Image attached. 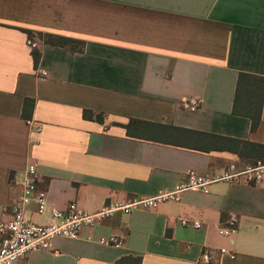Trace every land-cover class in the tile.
Segmentation results:
<instances>
[{
	"label": "crops",
	"instance_id": "obj_1",
	"mask_svg": "<svg viewBox=\"0 0 264 264\" xmlns=\"http://www.w3.org/2000/svg\"><path fill=\"white\" fill-rule=\"evenodd\" d=\"M239 73L264 78V0H0V224L11 219L31 164L47 201L41 215L27 208L37 224L70 204L95 213L171 191L191 171L213 179L250 166L224 140L264 146V99L254 132L232 114ZM26 98L34 100L30 120L21 116ZM188 98L200 100L196 112L182 108ZM229 215L236 233L224 238ZM110 237L121 246L98 243ZM221 248L235 258L211 264H264V185L240 179L185 192L178 203L82 229L76 240L55 239L16 264H200L203 252Z\"/></svg>",
	"mask_w": 264,
	"mask_h": 264
},
{
	"label": "built area",
	"instance_id": "obj_2",
	"mask_svg": "<svg viewBox=\"0 0 264 264\" xmlns=\"http://www.w3.org/2000/svg\"><path fill=\"white\" fill-rule=\"evenodd\" d=\"M27 44L32 50L38 48V45L29 39ZM200 105V100L196 98L181 101L182 108L189 112H196ZM28 126L36 132L40 131V127L34 126L31 121H28ZM240 179H244L248 185H264V163L257 162L243 170L229 166L221 175L213 179L191 171L186 179L171 191L159 192L153 197H136L126 202L106 203L95 213H88L70 204L64 210L52 209L49 221L46 224H37L27 217V208L34 204L37 209L36 213L41 215L46 211L47 201L44 193L36 191L39 180L36 165H28L19 183L21 195L13 206L11 219L0 224V264H16L33 252L47 251L55 239L76 240L82 229L93 228L115 215H129L139 210H153L160 204L168 202L178 203L180 196L185 192L208 193L210 186L214 183H232ZM235 223V215H229L225 225L219 227L220 236L232 237L236 233ZM180 224L182 227L191 225L194 229L201 228L198 221L180 219ZM98 243L108 247L121 246V241L116 237L101 238ZM224 255L231 260L235 258L234 254H229L224 248L210 249L200 255L199 263L211 264L213 257Z\"/></svg>",
	"mask_w": 264,
	"mask_h": 264
},
{
	"label": "trees",
	"instance_id": "obj_3",
	"mask_svg": "<svg viewBox=\"0 0 264 264\" xmlns=\"http://www.w3.org/2000/svg\"><path fill=\"white\" fill-rule=\"evenodd\" d=\"M28 39L34 38L32 32H27ZM39 38H43L45 44L52 47L69 48L71 50L79 49L77 48V42L64 38V37H54L50 35H35ZM80 51L82 49L80 48ZM31 57L35 63L40 59V53L37 50L31 51ZM264 99V78L258 77L246 73H239L234 101L232 106V114L234 116L246 117L251 121V132H254L261 120V110ZM34 109V100L25 99L22 107L21 116L24 120H30L32 118V112ZM83 118L87 120L95 119L98 122H102V115H93L90 111L83 112ZM222 139V138H220ZM232 142L231 149H233L240 158L242 159H252L250 166L255 165L257 162L264 163V146L256 145L247 141H238L232 139H224Z\"/></svg>",
	"mask_w": 264,
	"mask_h": 264
}]
</instances>
